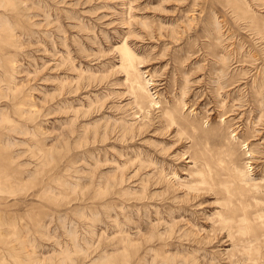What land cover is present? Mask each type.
I'll return each instance as SVG.
<instances>
[{"label": "rangeland", "instance_id": "1", "mask_svg": "<svg viewBox=\"0 0 264 264\" xmlns=\"http://www.w3.org/2000/svg\"><path fill=\"white\" fill-rule=\"evenodd\" d=\"M261 257L264 0H0V264Z\"/></svg>", "mask_w": 264, "mask_h": 264}, {"label": "bare ground", "instance_id": "2", "mask_svg": "<svg viewBox=\"0 0 264 264\" xmlns=\"http://www.w3.org/2000/svg\"><path fill=\"white\" fill-rule=\"evenodd\" d=\"M141 99H142V96L140 97ZM154 105H157L156 103H154ZM140 108V107H139ZM155 108V107H154ZM159 108V107H158ZM157 109V108H156ZM149 115V114H148ZM162 123V122H161ZM262 258V257H261ZM262 259H264V258H262Z\"/></svg>", "mask_w": 264, "mask_h": 264}]
</instances>
